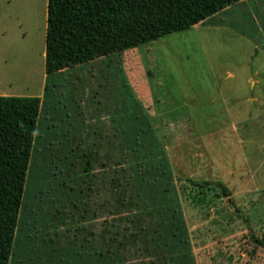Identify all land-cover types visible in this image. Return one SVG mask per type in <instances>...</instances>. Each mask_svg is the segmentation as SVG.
Returning a JSON list of instances; mask_svg holds the SVG:
<instances>
[{"label":"rangeland","instance_id":"obj_1","mask_svg":"<svg viewBox=\"0 0 264 264\" xmlns=\"http://www.w3.org/2000/svg\"><path fill=\"white\" fill-rule=\"evenodd\" d=\"M47 26L48 0H0V96L44 98L49 85L53 116L72 115L78 126L82 115L95 112L97 123L103 111L143 108L164 147L158 159L173 172L197 264H264V0L129 51L118 67L117 57L50 77ZM59 181L27 186L15 264H27V253L28 264L45 263L42 236L66 230L53 228Z\"/></svg>","mask_w":264,"mask_h":264},{"label":"trees","instance_id":"obj_2","mask_svg":"<svg viewBox=\"0 0 264 264\" xmlns=\"http://www.w3.org/2000/svg\"><path fill=\"white\" fill-rule=\"evenodd\" d=\"M242 1L48 0L47 75L117 57L118 67L125 53ZM48 88L44 98L0 96V264H15L27 186L50 180L62 187L53 228L66 230L42 236L43 264H197L173 172L158 159L164 147L143 108L103 111L97 123L95 112L82 115L78 126L72 115L53 116Z\"/></svg>","mask_w":264,"mask_h":264},{"label":"crops","instance_id":"obj_3","mask_svg":"<svg viewBox=\"0 0 264 264\" xmlns=\"http://www.w3.org/2000/svg\"><path fill=\"white\" fill-rule=\"evenodd\" d=\"M40 98H42V97H40Z\"/></svg>","mask_w":264,"mask_h":264}]
</instances>
